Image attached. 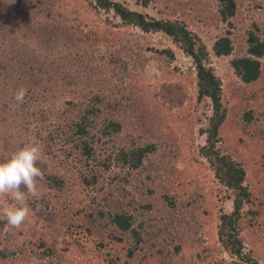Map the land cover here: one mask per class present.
Listing matches in <instances>:
<instances>
[{"label":"rangeland","instance_id":"obj_1","mask_svg":"<svg viewBox=\"0 0 264 264\" xmlns=\"http://www.w3.org/2000/svg\"><path fill=\"white\" fill-rule=\"evenodd\" d=\"M90 1L31 0L28 11L27 3L22 7L17 0H0V29L7 32L6 38L0 37V55L3 46L14 39L29 53L42 59L49 56L37 38L19 32L18 23L24 17L34 27L70 26L85 36L89 31L97 33L94 42L88 38L78 42L79 51L66 46L63 39L52 49L50 58L62 63V72L76 76L70 84L58 80L54 84L45 81L41 88L32 90L27 86L24 102L18 105L16 90L0 76V161L24 145L36 144L41 149L38 166L44 173L38 198L29 195L27 199L29 207L41 209L36 215H29L20 229L5 233L6 220L0 213V249L6 255L0 264H125L128 242H108L111 229H94L89 234L67 227L66 215L83 228L89 227L85 212L98 205L105 209H127L130 205V213L142 223L144 232L156 234L155 240L147 242L142 233L144 241L136 248L131 264H264V86L261 81L243 84L230 66L231 59L246 53V33L252 24L264 39V0H237L231 26L218 14L224 0H151L146 7L140 0H111L149 18L178 22L206 46L207 62L220 80L221 103L227 111L215 149L241 165L244 186L261 205L253 226L244 227L237 236L245 259L226 251L218 239L219 217L232 212L234 193L219 182L199 153L206 145L203 131L208 128L212 110L208 100H197L192 59L163 33L144 34L137 27L122 24L111 12L94 9ZM46 8L50 9L49 16ZM227 34L233 42L232 54L215 57L213 43ZM163 50H169L173 58L154 52ZM113 56L121 59L118 65L110 63ZM67 57L72 62L69 67ZM260 62L264 67V57ZM162 84L184 88L187 97L182 106L163 103L159 98ZM95 94L110 105L97 123L109 117L121 123V130L94 140V160L87 164L89 169L99 170V185L84 187L78 183L79 177L88 168L76 165L73 156L66 158L69 146L58 137L49 141L47 136L62 124L59 115L68 101L87 103ZM78 111L67 112L65 118L70 120ZM248 112L250 120L245 119ZM92 135L98 136L96 129ZM131 142L155 145L134 171L116 160L118 150L129 148ZM107 159L110 165L104 170L99 163ZM46 175L63 179L64 189L53 191ZM124 176L127 182L122 180ZM165 196L171 198L174 207ZM247 209L245 205L242 211ZM39 239L54 247L53 256H42L37 249ZM101 240L107 249L98 247ZM176 245L180 246L178 254L172 249ZM110 249L114 260L118 257L114 263L106 256Z\"/></svg>","mask_w":264,"mask_h":264},{"label":"trees","instance_id":"obj_2","mask_svg":"<svg viewBox=\"0 0 264 264\" xmlns=\"http://www.w3.org/2000/svg\"><path fill=\"white\" fill-rule=\"evenodd\" d=\"M17 1L22 7L27 3L26 8L28 11L30 10L29 3L31 0ZM140 1L141 6L146 7L151 0ZM36 2L41 3V0H36ZM92 2L94 9L107 13L111 12L114 17L120 19L122 24L137 27L144 34L163 33L171 38L172 42L192 59L196 74L197 100H208L212 110L208 128L203 131L206 134V145L200 148L199 153L214 169L215 177L219 182L227 190L234 193L232 212L229 214L223 213L219 217L218 239L226 251L236 255L238 258L245 259L241 252V240L237 236L244 227L253 226L260 215L261 205L255 203L253 194L244 186L245 171L241 165L234 163L229 156L221 155L220 151L215 149V144L219 140V128L225 121L227 111L221 103L220 80L214 75L213 69L207 62L209 53L206 46L203 45L194 33L190 32L178 22L149 18L146 14L131 11L122 4L111 0H91L90 4ZM236 12L237 0H224L218 10L221 21L228 22L229 26H231L229 21L235 17ZM46 13L49 16L51 14L50 9L46 8ZM24 18L18 23L21 25L19 32L27 38H37L39 47L49 56L42 59L31 52H27L24 48L26 46L22 47L16 40L12 39L8 41L6 46H3L2 55H0V76L2 79L9 82V85L13 86L16 91L21 86L24 88L29 86V90L37 86L41 88V84L45 81L46 83L52 84L58 80H65L68 84L74 82L76 76L66 74L64 71L62 72V63L59 64L55 59L50 58L52 49L59 40L63 39L66 46L75 47L79 51L78 42L83 40L86 42L87 38L91 42H94L97 38V33L93 30L88 33L86 32L87 35L85 36L78 28L70 26L53 25V27H49L45 24L34 27L27 17ZM0 31L2 32L0 37L6 38L7 32L5 33L2 29ZM258 32L259 30L256 25L252 24V29L246 33V53L230 61V66L234 74L245 85L261 81L264 86V67L260 62V59L264 57V39L259 37ZM228 34L220 37L213 43L211 51L215 57H228L232 54L234 46ZM154 52L157 54H166L170 59L173 58V54L169 50ZM72 58H76V55H73ZM73 60L78 61L77 58ZM120 62L121 59L119 57H110V63L118 65ZM71 65V58L67 57V67ZM73 67L70 69L74 70ZM44 69H46V72H44ZM159 91V98L163 100V103L171 107L174 105L182 106L187 97L184 88L180 84H162L159 87ZM103 101L105 99L100 98L96 94L92 95L87 103L68 101L66 103L67 107L59 115L62 124L57 125L54 131L47 136L49 141H53L55 136L59 138V141L61 140L69 146L66 158L73 156L75 164H79L84 168H88L87 163L94 160L92 145L95 144L94 140L97 139L98 141L103 137H111L121 130V123L109 117L104 118L102 123H97L103 109H109L110 106ZM76 109L79 111L75 117L70 120L67 117L65 118L67 112L70 113ZM137 109L141 113V117H143L141 108ZM57 111L60 112V110ZM249 113L245 114V119L247 120H250V117H248ZM95 129L98 135L96 137L92 135V130L94 131ZM129 146V148H121L118 150L116 160L121 162V165L127 167L130 171L138 170L142 166L146 154L155 150V145L152 144L139 146L131 142ZM109 160L107 159L103 163H99V166L101 164L104 170L108 169L110 165ZM99 177V170L95 171L88 168L86 173L80 175L78 183L84 187L99 185ZM45 179L48 187L53 191H62L65 187V182L60 177L46 175ZM122 180L124 182L128 181L126 176L122 177ZM165 199L169 201L168 204L174 207V202H171V198L165 196ZM245 205H248V209L244 212L242 209ZM129 209L130 205H128L127 209H121V207L117 209H105L98 205L88 209L89 211L87 213L85 212L89 227L83 228L84 226L80 225L79 222H72L70 217L68 218V215H66V224L68 228L84 230L89 234L94 229L96 231H103L106 228L111 229L112 235H107L108 242L109 239L110 241L112 240L118 243L128 242V248L125 253V264H131L130 262H132L136 255V248L144 241L142 239V233L146 235L147 242L155 240L156 234L144 232L142 223L137 221ZM103 241L101 240L97 245L101 249H107V243H103ZM37 249L42 252V256L44 255V257L48 255L53 256L55 252L54 247H49L46 240L43 239H39ZM172 249L173 253L178 254L180 246L176 245ZM111 253L112 249L107 251L106 256L109 258V263H114L118 257L116 256L117 259L114 260ZM5 256L4 251L0 249V258H5Z\"/></svg>","mask_w":264,"mask_h":264},{"label":"clouds","instance_id":"obj_3","mask_svg":"<svg viewBox=\"0 0 264 264\" xmlns=\"http://www.w3.org/2000/svg\"><path fill=\"white\" fill-rule=\"evenodd\" d=\"M27 90L17 89L14 100L22 104ZM41 149L36 144L24 145L7 160L0 161V213L6 220L3 232L20 229L29 215H36L41 209L29 207L28 196L38 198V184L44 180V173L38 166ZM26 188V191L22 190Z\"/></svg>","mask_w":264,"mask_h":264}]
</instances>
